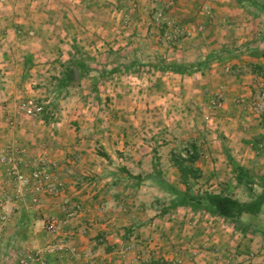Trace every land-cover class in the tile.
Returning <instances> with one entry per match:
<instances>
[{
  "label": "rangeland",
  "instance_id": "obj_1",
  "mask_svg": "<svg viewBox=\"0 0 264 264\" xmlns=\"http://www.w3.org/2000/svg\"><path fill=\"white\" fill-rule=\"evenodd\" d=\"M261 56H264V0H11L0 3V112L3 116L6 112L9 117L6 120L0 117V264L109 263L101 253L108 249L113 252L117 245L108 244L106 237H101L95 247L80 240L89 237L94 226V221L82 222L86 216L90 218L92 204L88 208L85 200L73 197L83 184L95 183L107 194H118L121 189L132 196L130 199L136 196L140 206L161 202L162 206L171 207L173 200L180 202L185 194L183 205L191 211L197 208L194 212L202 214L209 211L205 208L206 202L199 206L191 198L219 192L248 203L264 196V165L261 164L256 165L258 173L246 171L248 175L244 174L242 182L228 179L231 177L225 174L226 168L234 171V166L224 163V176L221 173L222 176L207 181L208 173L202 171L200 179H189L184 184L169 156L191 149L182 147L183 140L170 132L167 135L174 137L173 140L169 136L156 141L171 148L166 165L162 166L166 176V180L160 176L162 181L155 177L156 166L152 165L153 175L149 180L139 181L132 175L107 189L99 175L87 172L82 150L77 151L75 147L83 141L95 142L96 138L87 130L95 131L92 126L95 118L106 122L104 114L110 109L106 107L110 103L107 99L112 94L116 97L119 94L121 98L133 94L142 97V102L150 101L151 115L158 122L160 116L154 111L160 104L156 98L168 92L175 95L176 90L169 91L171 86L165 84V77L173 73L221 80L218 86H214L215 82L203 91L204 99L209 101L198 116L200 121L209 123L211 116L215 117L224 108L229 85L224 82L250 75L259 82L254 84L257 92L250 98L249 108L262 115L264 71L247 63ZM238 61L247 62L240 66ZM75 69L79 71V79L70 75ZM217 95L223 96V103L213 109L210 100ZM235 103L248 106L246 102L236 100ZM25 104L43 110L38 117H32L21 109ZM256 150L264 162V147L256 145ZM95 151L102 153L98 147ZM104 166L107 170L126 168L108 163ZM99 169L104 168L99 166ZM39 170L51 173L58 187L57 194L32 188L24 190L18 183L17 172L29 177ZM109 171L117 174V170ZM160 186L167 191L178 190L180 197L174 199L169 194L158 197L155 190ZM102 203L99 201L94 206L101 208ZM76 206L83 212L68 218L65 211ZM192 216L193 220L197 217ZM51 217L62 222L54 233L46 228ZM97 218L98 223L104 222L103 215ZM209 218V226L198 224L200 221L196 226L190 225L191 219L186 220L176 235L180 247L176 253L182 252L184 259L180 257L182 261L177 259L168 264H184V260H187L185 264L196 263L194 258L198 252L195 250L212 254L210 264H264V212L239 220H223L218 215ZM202 236H205V245L198 243ZM195 237L199 240L198 246L191 243ZM176 239L169 237L168 241ZM59 242H64L66 250L46 252ZM149 246L140 244L139 249L144 247L146 252ZM72 248L76 251H71ZM123 250L129 252L126 248Z\"/></svg>",
  "mask_w": 264,
  "mask_h": 264
},
{
  "label": "crops",
  "instance_id": "obj_2",
  "mask_svg": "<svg viewBox=\"0 0 264 264\" xmlns=\"http://www.w3.org/2000/svg\"><path fill=\"white\" fill-rule=\"evenodd\" d=\"M246 62L238 61L236 63L241 66ZM247 63L255 65L258 70L264 71V56L252 58ZM173 74L165 77V84L171 86L169 91L176 90L175 95L168 92L156 98L160 104L156 110L154 109V114L160 116L158 122L155 121L156 117L151 115L150 109L153 106L150 101L142 102V97H134L133 94L127 97L123 96V98L119 94L118 97L112 94L107 99L111 104L108 103L106 106H110L109 113L104 114L107 117L106 122L103 123L95 118V123L92 125L95 131L91 128L87 130L88 134L96 138L95 142L83 141L75 146L77 151L82 150L81 158L85 161L87 172L99 175V178L108 186L107 189L114 183L117 186L118 180L122 182L134 176L139 181L149 180L153 175L152 165L156 166L155 177H158L159 181H162V178L166 180L162 166L166 165L167 153L171 148H169V145H160L162 142L156 144V141L171 136L167 135L168 132L183 140L182 142L185 145L182 147L196 150L198 161L195 166L200 167L205 174L208 173V177H205L207 181H211L214 176H222L224 163H231L234 166V171L226 168L225 173L231 177L228 179L232 180H239L240 177L239 168L235 170V166L245 168V171L251 170V173L254 174L255 171L258 173L259 169L256 168V165H264V162L260 161L259 151L256 150V145L259 148L264 147V114H255L249 108L252 101L250 98H252L254 92H257L254 84L258 83L259 80L250 75L244 79L233 78L229 82H224V85L229 84L226 89L225 106L215 117L211 116L212 120L209 123H205L204 120H201L203 121L201 122L198 117L201 115V111H205L209 101V99H204L202 93L204 90L210 89L215 82L214 86H218V82L220 84L221 80H217L216 77L207 78L205 76ZM199 83L201 86L206 85V87H199ZM236 100L239 103L246 102L248 106L245 104L237 105ZM173 102L174 105L171 104ZM144 103L145 105H143ZM162 103L163 107H161ZM102 111L105 112V110ZM0 117L5 120L6 118L9 119L6 112L5 116L0 112ZM122 118L128 119V121L121 120ZM162 133L165 135H162ZM157 135H159V138ZM171 139L173 140L174 137L171 136ZM95 147H98L102 153H97ZM171 155L170 153L169 159H172ZM105 163L118 165V167L126 166V168L119 167L120 169H115L117 170L116 174L109 171H115L111 167L107 170L104 166ZM204 164L208 166L206 165L204 168ZM99 166H103L104 169L100 170ZM219 169H221L220 173ZM211 170L212 172H209ZM93 177L99 179L95 175H92ZM239 182H242V180H239ZM168 190H163V187L160 186L155 190V193L158 197L169 194V196L176 199L179 196L178 190L172 188ZM117 192L118 194L101 192V189L91 182L83 184L81 191L73 194V197L77 196V198L85 200L88 208H91L88 204H92L91 210L89 209L90 218L86 216L82 219L85 224H87L86 221H94V226L90 229L92 234L80 240L86 243L85 245L95 247L101 237H106L108 244L117 245L113 252L109 249L105 253L99 251L103 255V259L106 257L109 259L107 264H168L169 261L184 259L182 252L176 253L180 249L178 236L176 239L180 228L185 225L186 220L188 222L190 219L191 221L188 222L190 225L196 226L197 222L200 221L198 224L203 223V225L209 226L211 225L209 217L213 219V215L215 216L211 211L202 214L194 212L198 211L197 208H193L194 211H191L190 207L174 205L177 202L176 200H173L171 207L162 206L161 202L159 205H156L158 204L156 203L140 206L136 203V198H134L136 196L130 199L132 196H127L125 191L119 189ZM214 193L220 194L219 192ZM99 201L103 202L102 210L100 206H94ZM126 201L128 202L125 204ZM262 212H264V206L260 215ZM101 215L104 217V222L98 223L96 221L98 220L97 217ZM191 216L193 218L197 217L193 220L190 218ZM91 217L95 218L91 219ZM219 218L224 220L223 217L219 216ZM162 230L165 231L161 234ZM157 234L160 235L159 238ZM198 236L200 237V235ZM169 237L176 240L173 242L168 241ZM199 239L202 240L198 243L205 245V236ZM157 240L159 242H156ZM197 240V237L193 238L192 241L189 239L191 243L193 242L198 246L199 244H196ZM140 244L150 245V249H146L145 252L143 247V250H140ZM122 245L125 246L122 248ZM124 248L129 252H124ZM188 251H191L192 254L195 251L198 252V254L196 253L197 257L194 258L196 263L192 262L190 264H210L209 261L213 260L212 254H202L200 253L203 252L202 250L188 249ZM140 252L143 253L142 256ZM186 262L187 260H184V264Z\"/></svg>",
  "mask_w": 264,
  "mask_h": 264
},
{
  "label": "trees",
  "instance_id": "obj_3",
  "mask_svg": "<svg viewBox=\"0 0 264 264\" xmlns=\"http://www.w3.org/2000/svg\"><path fill=\"white\" fill-rule=\"evenodd\" d=\"M70 75L72 77L75 76L74 70ZM172 161L179 170L184 184H187L189 179L198 180L202 177V170L195 166L198 161V154L196 150H193V153L188 158H182L180 155L174 154ZM238 172L240 176L239 180L243 181V176L247 172L241 167H239ZM184 197H186L185 194L183 195V199L180 200V202H175L174 205H183L185 203ZM191 199L199 206L203 201L206 202V210L213 212L215 215L231 220H239L245 215L258 216L260 215L264 206V196H260L258 199L248 203L240 202L239 200L222 193H208L205 194V196H199V198L193 197Z\"/></svg>",
  "mask_w": 264,
  "mask_h": 264
},
{
  "label": "built area",
  "instance_id": "obj_4",
  "mask_svg": "<svg viewBox=\"0 0 264 264\" xmlns=\"http://www.w3.org/2000/svg\"><path fill=\"white\" fill-rule=\"evenodd\" d=\"M11 0H0L1 4L8 3ZM223 103V96L222 95H217V97L213 98L210 100V107L213 109L219 108ZM23 111H25L28 115L32 117H38L43 108L38 107V108H32L28 105H23L21 107ZM206 120L208 121L209 118L207 117ZM193 153L192 150H184L183 152H180V156L182 158H188L191 154ZM17 181L18 183L23 187L24 190H28L29 188H32V190L35 191H47L53 194H57L58 187L56 184L53 182L51 173L45 171V170H39L37 172H34L31 176L27 177L24 174H20V172H17ZM66 215L68 218L74 217L75 215L82 213L83 210L80 206H76V208H68L66 211ZM62 222L56 218V217H51L48 219L46 222V228L49 232H56L60 227ZM66 250V246L64 245V242H59L57 246H50L48 250H46L47 253H53V252H62ZM71 251H76L75 248H72Z\"/></svg>",
  "mask_w": 264,
  "mask_h": 264
},
{
  "label": "water",
  "instance_id": "obj_5",
  "mask_svg": "<svg viewBox=\"0 0 264 264\" xmlns=\"http://www.w3.org/2000/svg\"><path fill=\"white\" fill-rule=\"evenodd\" d=\"M74 72H75V77H76L77 79H79V71H78L77 69H75Z\"/></svg>",
  "mask_w": 264,
  "mask_h": 264
}]
</instances>
